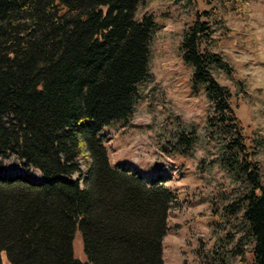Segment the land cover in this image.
Returning a JSON list of instances; mask_svg holds the SVG:
<instances>
[{
	"label": "trees",
	"instance_id": "1",
	"mask_svg": "<svg viewBox=\"0 0 264 264\" xmlns=\"http://www.w3.org/2000/svg\"><path fill=\"white\" fill-rule=\"evenodd\" d=\"M144 2L0 0V160L15 156L42 177L0 173V264H164L176 194L165 179L112 166L102 134L131 119L151 78L156 23L136 19ZM222 24L216 8L198 12L181 52L194 89L212 105L210 132L228 137L223 166L246 191L214 211L224 238L218 251L201 247L199 264H264L261 165L215 77L232 75L212 50ZM193 142L194 133L181 134L186 150ZM228 226L245 232L236 244ZM77 229L85 263L73 253Z\"/></svg>",
	"mask_w": 264,
	"mask_h": 264
},
{
	"label": "rangeland",
	"instance_id": "2",
	"mask_svg": "<svg viewBox=\"0 0 264 264\" xmlns=\"http://www.w3.org/2000/svg\"><path fill=\"white\" fill-rule=\"evenodd\" d=\"M215 8L223 26L216 30L212 50L232 69V75L220 70L215 77L232 95L246 144L261 165L264 185V0H145L140 4L136 19L147 14L156 23L150 43L151 78L139 86L140 100L131 119L112 123L102 132L112 166L130 168L146 179H165L176 194L163 242L164 264H199L201 247L206 252L220 250L224 235L214 211L246 191L223 166L228 137L210 132L212 105L203 91L194 89L193 68L181 52L184 30L197 13ZM183 133H194L195 142L187 150L185 144L179 145ZM0 173H27L31 180H42L15 156L0 162ZM227 231L234 233V244L245 235L232 226ZM72 248L75 259L88 262L79 229ZM250 250L245 247L248 263ZM231 264H242L240 257Z\"/></svg>",
	"mask_w": 264,
	"mask_h": 264
}]
</instances>
